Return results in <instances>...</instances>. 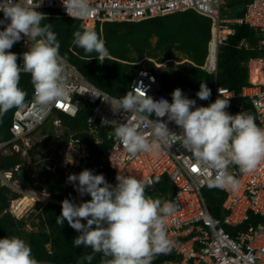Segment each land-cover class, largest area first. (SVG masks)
<instances>
[{
  "label": "clouds",
  "instance_id": "clouds-1",
  "mask_svg": "<svg viewBox=\"0 0 264 264\" xmlns=\"http://www.w3.org/2000/svg\"><path fill=\"white\" fill-rule=\"evenodd\" d=\"M42 3L43 0H38L35 6H31L32 0H23V2L0 0V12L3 13V18L0 19V26H2L0 30V119L9 110L20 109L24 105L26 93L19 86L21 73H28L31 76L34 101L38 111L43 112L48 106L66 99L69 95L64 74L65 66L59 55L60 43L57 34L52 31L51 23L42 26V21L45 18L48 19L46 13L38 11ZM61 3L67 15L75 20L88 19L95 12L90 5V0H61ZM73 35V44L82 48L86 54L95 52L98 54V60L109 56L105 41L96 31L78 30ZM25 37L31 41V44L22 54L23 66L21 67L18 64V54L11 49ZM223 45L220 46V50ZM260 59L264 60V57ZM186 62L189 60L186 59L181 64ZM155 72H159L157 67ZM214 77L216 82L217 75ZM251 81L253 80L249 77L250 84ZM171 95L172 102L169 103L164 98L157 101L147 94L136 92L135 89L127 92L116 101L115 112L139 113L146 117H152L155 114L158 119H154L152 133L154 139L151 141L147 139L131 122L120 124L108 133L109 137L119 140L123 148L132 156L141 152L158 154L163 144L179 140L180 145L190 152L198 163L206 169L215 171L214 179L209 181L210 188L230 187L233 190L238 188L239 181L228 172V167L238 166L241 173L248 174L254 171L261 161H264V128L256 124L255 117L250 113L230 114L227 111L230 102L224 98L218 97L215 102L205 107L197 106L196 100L189 99L180 88L175 89ZM196 95L200 100H209L212 90L206 82H202ZM54 111L64 113L60 110ZM165 117L167 122L162 119ZM57 120H60L59 123L55 122ZM57 120H54L53 125H63L61 119ZM168 122H174L182 130L181 134L178 135L170 130ZM43 126L40 129H43ZM65 130L67 132L68 128ZM72 132L75 131H69L68 135L70 136ZM15 153L23 155V152ZM59 158L55 166L47 163L46 170L54 172L57 168L61 169L64 185L74 191L75 198L57 200L51 197L46 189H38L43 192L33 190L28 194H38L43 199H48V202L61 205L62 211L56 217V223L63 226L67 221L72 229L80 233L74 238L73 246L75 248L83 246L91 250L81 254L77 264H92L97 254L101 257L100 264H153L156 256L167 254L172 250V242L167 237L165 222L175 213V206L170 202L171 199L162 201L160 198H153L146 194V188L153 183H159L158 176L154 181L145 182L132 176L118 174L117 183L113 185L103 174H94L92 169L86 168L89 163L88 158L84 167H75L76 174L68 175L67 183L73 185L68 186L65 183L66 173L60 167ZM43 159L46 162L54 158ZM2 160L3 155L0 162ZM66 163H74L70 154L66 156ZM1 170L11 173L9 179L11 182L15 173L20 171V164H16L10 170ZM11 183L12 185L9 186L1 181L2 185L13 190L15 182ZM21 187L13 191L20 193ZM75 190L81 198L90 195V199L80 200ZM20 197L11 200L7 209L18 219L24 217H19V207L16 208V203L21 200ZM37 201L40 200L37 199L35 202ZM0 264H40V262L33 257L28 243L19 237L12 236L0 239Z\"/></svg>",
  "mask_w": 264,
  "mask_h": 264
},
{
  "label": "built area",
  "instance_id": "built-area-1",
  "mask_svg": "<svg viewBox=\"0 0 264 264\" xmlns=\"http://www.w3.org/2000/svg\"><path fill=\"white\" fill-rule=\"evenodd\" d=\"M36 3L38 0H32L31 6ZM90 5L95 9L94 14L88 19H76L84 30L102 27L104 22H139L187 10H194L211 18L208 55L200 67L215 75L218 71L220 46L228 42L235 32V25L247 24L253 28L258 38L257 47L264 48V0H90ZM38 11L46 13L48 17L73 19L67 15L61 0H43ZM0 16L3 18L2 12ZM20 42L27 51L31 41L25 37ZM240 46L250 47L245 40ZM60 57L65 66L68 97L41 112L34 101L33 88L32 97L13 112L10 127L12 135L10 139L0 142V159L5 148L23 152L28 147L36 146L33 135L46 123L54 110L75 116L80 104L86 103L90 109L87 124L83 130L70 134L59 158L60 167L66 173V185L73 186L67 183V177L75 173V167L87 164L90 156L89 141L100 144L108 139L110 145L106 157L115 179L118 174L145 182L154 181L157 176L160 180L168 177L174 186L170 202L174 204L176 211L165 223L167 237L172 242L176 258L159 264H264V222L245 226L251 212L264 217V161L248 174L241 173L238 166L228 167V172L239 181V186L235 190L230 187L222 188L225 196L221 220L217 224L204 196V188L214 179L215 171L198 163L180 145L179 140L163 144L158 154H129L121 142L114 137L110 138L108 133L122 123L131 122L151 141L154 139V119L158 118L155 114L146 117L139 113L115 112L116 101L121 97L98 88L75 65L61 55ZM145 58L149 57L135 62L138 67L134 71L129 92L135 89L157 101L164 98L171 103L172 97ZM19 64L23 66L22 56ZM261 78L263 81H251L250 85L243 87L241 95L248 98L256 124L264 128V71ZM236 96L235 90L220 86L216 81L213 96L206 107L218 97L231 100ZM240 112H243L242 107L232 112V115ZM162 119L167 122L166 117ZM168 127L176 134H181L182 130L174 122H168ZM100 129L105 130L104 136L100 134ZM82 133H86L87 139H83ZM69 154L74 163H66V156ZM0 178L4 184L12 185L9 180L11 173L0 169ZM75 193L80 200L90 199V195L81 198L76 190Z\"/></svg>",
  "mask_w": 264,
  "mask_h": 264
},
{
  "label": "trees",
  "instance_id": "trees-1",
  "mask_svg": "<svg viewBox=\"0 0 264 264\" xmlns=\"http://www.w3.org/2000/svg\"><path fill=\"white\" fill-rule=\"evenodd\" d=\"M0 19H2L1 16ZM48 20L52 22V31L57 34L60 43L59 54L75 65L98 87L112 95L122 97L129 92V85L135 75L134 71L138 67L135 62L144 57H156L160 62H163L173 58L179 60L180 56H183L189 60V62L184 63L188 70L167 69L158 72V77L162 80L167 93L172 97L171 93L180 88L189 99L196 100L197 106L205 107L213 96L215 75L209 74L199 67L204 63L207 54L211 19L194 10L139 22H104L102 27L97 26L92 29L105 41V46L109 51V56L103 60H98L97 53L86 54L82 48L73 44L74 32L84 31L77 20L64 17H48ZM43 25L45 24L42 23ZM234 28L235 32L220 50L217 83L220 86L229 87L237 93L234 99L228 100L230 107L227 111L230 114L242 107L244 113L253 115L248 98L242 97L241 93L243 87L250 84L249 61L264 57V48L259 49L257 47L258 38L253 28L247 24L235 25ZM154 38L155 41L153 42ZM243 40L248 42L249 48L240 46ZM11 51L18 54L19 64L26 48L21 42H17ZM147 63L155 71V65L151 61H147ZM202 82H206L212 90L209 100H200L196 95ZM19 86L26 93L25 100L32 97L34 86L30 74L21 73ZM15 109L9 110L0 119V142L8 140L12 135L10 126ZM89 114L90 109L86 103L81 104L74 117L60 113L63 125L68 128L66 136H69V131L83 130ZM99 132L103 136L106 133L103 129H100ZM81 135L83 139L88 137L86 133ZM109 145L110 140L108 139L100 144L89 141L90 157L86 168L92 169L94 174H103L106 180L114 185L117 181L106 157ZM15 154L17 157L21 156V153ZM16 164H20V162L14 154L4 155L0 162V168L10 170ZM63 177L62 170L57 168L54 172L45 171L37 186H31L30 179L21 181V185L27 189H46L51 197L57 200L74 199V191L64 185ZM208 185L209 183L204 188L206 190L204 196L212 216L219 224L225 194L222 188H210ZM173 193L174 186L168 177H164L159 183H153L146 188L147 195L160 198L162 201L170 200ZM20 196V193L0 184V239L12 236L19 237L30 245L32 255L38 261L58 264H77V259L81 254L91 251L83 246L79 248L73 246L74 238L80 233L72 229L67 221L64 222L63 226L56 223V217L61 214L62 207L55 202H47L44 205L43 202L37 201L34 207L36 210L41 207L37 213L39 221L38 223H30L32 229H28V223L24 217L17 219L10 211H7L11 200ZM259 222H264V217L251 212L250 219L246 221L245 226ZM35 226L37 229L33 228ZM174 258L176 255L171 250L167 254L156 256L153 264ZM100 259V255L97 254L92 264H100Z\"/></svg>",
  "mask_w": 264,
  "mask_h": 264
},
{
  "label": "rangeland",
  "instance_id": "rangeland-1",
  "mask_svg": "<svg viewBox=\"0 0 264 264\" xmlns=\"http://www.w3.org/2000/svg\"><path fill=\"white\" fill-rule=\"evenodd\" d=\"M44 24H49L52 22L48 19H44L42 21ZM155 41V38L152 40ZM134 54V52H133ZM145 61H151L155 67L157 66L158 71L161 70H167V69H181V70H188L187 65L181 64L183 63L186 58H183V56H180L179 60L176 59H168L164 62H160L156 57H149L145 58ZM158 63V65L156 64ZM250 67V62H249ZM61 119L60 113L58 111H53L50 117L48 118L47 122L44 124L43 129H39L35 132V135H33L34 140L36 141L37 145L33 146L32 148L28 147L23 151V155L17 157V154L13 152L11 149L5 148L3 151L4 155H15L18 161L21 164L20 171L17 173V176H14V179H12L11 182H15L13 186V190L16 191V188H20L21 181L23 180H31V186H37L39 184L40 178L44 174L46 170V165L49 163L51 166H55L56 161L62 154V151L64 150V146L67 143L69 137L66 136L65 133V126L64 125H53L54 120ZM53 133V134H52ZM43 139V137H45ZM47 139V140H46ZM45 157L54 158L51 161L44 162ZM38 161V162H37ZM15 180V181H14ZM0 179V184H1ZM31 188V187H30ZM33 190L37 192H43L38 189H27L21 187L20 193L22 196L21 200H18V203H16V208L19 207V217L24 216L26 219L28 225V229H32V226L30 223L35 222L38 223L39 218L37 216V213L41 210V207L36 210L34 205L35 201L39 199L41 202L44 203V205L49 201L48 199H43L41 195H28L29 192H32ZM204 192L206 193V190L204 189ZM26 193V194H25ZM34 194V193H33ZM44 193H42L43 195ZM28 197L30 200L23 201V198ZM19 198V199H20ZM52 199V198H51ZM20 201V202H19ZM28 207V208H27ZM27 208V209H26ZM26 209V210H25ZM18 219V218H17ZM84 222V221H83ZM34 229H37V226L33 227Z\"/></svg>",
  "mask_w": 264,
  "mask_h": 264
},
{
  "label": "bare ground",
  "instance_id": "bare-ground-1",
  "mask_svg": "<svg viewBox=\"0 0 264 264\" xmlns=\"http://www.w3.org/2000/svg\"><path fill=\"white\" fill-rule=\"evenodd\" d=\"M250 69H251V79L253 81L255 82L263 81L261 78L263 71H264V60L263 59H260V58L253 59L250 62ZM28 195H34V194L32 193ZM25 200H30V199H28V197L26 196L25 198H23V201Z\"/></svg>",
  "mask_w": 264,
  "mask_h": 264
},
{
  "label": "water",
  "instance_id": "water-1",
  "mask_svg": "<svg viewBox=\"0 0 264 264\" xmlns=\"http://www.w3.org/2000/svg\"><path fill=\"white\" fill-rule=\"evenodd\" d=\"M40 264H58V263H53V262H49V261H39Z\"/></svg>",
  "mask_w": 264,
  "mask_h": 264
},
{
  "label": "crops",
  "instance_id": "crops-1",
  "mask_svg": "<svg viewBox=\"0 0 264 264\" xmlns=\"http://www.w3.org/2000/svg\"><path fill=\"white\" fill-rule=\"evenodd\" d=\"M252 60H253V59H251L250 62H251ZM249 74H250V80H252V79H251V69H250V67H249ZM166 201H168V200H166Z\"/></svg>",
  "mask_w": 264,
  "mask_h": 264
}]
</instances>
